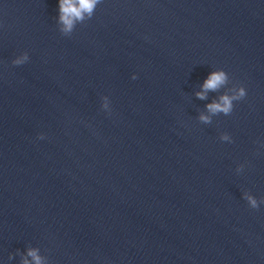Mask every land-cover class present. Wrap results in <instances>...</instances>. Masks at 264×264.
Returning a JSON list of instances; mask_svg holds the SVG:
<instances>
[{
    "label": "water",
    "instance_id": "obj_1",
    "mask_svg": "<svg viewBox=\"0 0 264 264\" xmlns=\"http://www.w3.org/2000/svg\"><path fill=\"white\" fill-rule=\"evenodd\" d=\"M56 15L0 0V261L264 264V205L241 197L264 199V0H101L70 33Z\"/></svg>",
    "mask_w": 264,
    "mask_h": 264
},
{
    "label": "clouds",
    "instance_id": "obj_2",
    "mask_svg": "<svg viewBox=\"0 0 264 264\" xmlns=\"http://www.w3.org/2000/svg\"><path fill=\"white\" fill-rule=\"evenodd\" d=\"M101 0H56L57 15L56 22L61 33H70L74 25L83 21L86 18H91L97 5ZM29 59L27 52H21L19 55L11 59L10 63L14 66L25 64ZM131 79L135 80L136 75L133 74ZM227 81V73L223 69H216L210 71L200 84V91L195 93L198 99H205L206 93L209 91H216L223 86ZM246 96V89L243 85L238 86L230 91L219 95L210 103L205 105L206 113L217 114L222 113L228 115L233 108V102L241 100ZM100 109L105 113L111 112V101L107 95L100 97ZM201 113L199 119L204 122H209V115ZM45 138L43 133L37 134V139L43 140ZM221 140H228L226 134L221 135ZM243 165H237V171H240ZM241 197L247 202V206L251 209H258L264 205V199L258 200L253 195L249 194L247 190L242 191ZM20 259L19 264H44L42 257L39 255L36 248H26L23 253H18ZM11 258V257H9ZM3 264V261H0Z\"/></svg>",
    "mask_w": 264,
    "mask_h": 264
}]
</instances>
